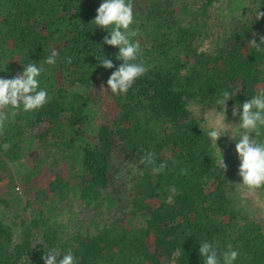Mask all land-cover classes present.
<instances>
[{
	"label": "trees",
	"instance_id": "1",
	"mask_svg": "<svg viewBox=\"0 0 264 264\" xmlns=\"http://www.w3.org/2000/svg\"><path fill=\"white\" fill-rule=\"evenodd\" d=\"M224 1L131 0L149 70L113 95L122 61L92 23L103 0H0V78L58 53L38 77L48 103L18 110L0 134V264H44L51 250L77 264H203L204 241L218 253L231 244L234 264H264V188L245 194L238 155L216 141L220 170L198 112L228 91L236 125L233 107L264 90V51L249 45L264 37V0L210 9ZM147 152L163 172L139 163Z\"/></svg>",
	"mask_w": 264,
	"mask_h": 264
},
{
	"label": "clouds",
	"instance_id": "2",
	"mask_svg": "<svg viewBox=\"0 0 264 264\" xmlns=\"http://www.w3.org/2000/svg\"><path fill=\"white\" fill-rule=\"evenodd\" d=\"M264 17V12L259 11L257 19ZM92 23L107 32L103 43L118 48L116 59L122 61L119 67L111 73L107 79V89L113 95L127 94L133 83L143 76L148 66L140 59L142 50L138 41L134 38L139 33V27L133 28L134 19L131 0H103L96 10V16ZM250 47L256 51H264V37H260V43L256 39L249 40ZM58 53L55 49L50 50V55L42 64L28 63L24 65L23 71L16 74L14 78H0V134L3 133L6 122L10 116L14 118L17 111H35L48 103L49 96L46 89L40 87L38 77L45 71L44 65H55ZM71 62V58H67ZM99 65L105 69H112L114 64L111 59L103 58ZM233 96L228 91L222 92L216 99L213 122L208 125L207 137L214 144L219 153L218 166L220 170H227L221 150L216 141L226 132L230 133V140L238 138L235 144V152L239 158L238 175L242 182L236 184L238 187L250 190L264 188V142L257 138L261 136L264 129V90H261L242 105L233 107L232 115H239V123L236 125L225 123L226 102ZM234 126V131H233ZM5 149L8 144L3 146ZM140 164L151 166L153 174H159L167 167L165 162L156 164L155 155L152 152L145 153L139 160ZM175 191V187L172 188ZM169 203L171 198H169ZM199 255L203 264H234L239 252L232 250L231 244L228 250L218 253L217 247L208 241L200 243ZM41 259L44 264H77L76 258L71 251L63 257L55 250L44 254Z\"/></svg>",
	"mask_w": 264,
	"mask_h": 264
},
{
	"label": "rangeland",
	"instance_id": "3",
	"mask_svg": "<svg viewBox=\"0 0 264 264\" xmlns=\"http://www.w3.org/2000/svg\"><path fill=\"white\" fill-rule=\"evenodd\" d=\"M226 1L225 0L224 2H215L213 4V6H211V10H214V11H217L218 9H220V6H225L226 5ZM230 17V16H229ZM238 18H244V16L242 15H239V14H236L235 16H233L231 19V21L233 22V24H239L238 22ZM198 112L200 113V115L204 118V121H205V124L206 126L208 127L209 124H211L213 122V118H214V112L212 111H208V110H198ZM104 116V115H103ZM226 124H229L227 121H225ZM231 134L226 132L223 136H221L217 141L219 143V148L222 149V151L224 152L225 154V157L226 159L228 160H231V161H235V141L233 140H230L229 139V136ZM37 149H41V148H37ZM242 187H240L241 189ZM16 189L20 192L22 191V187L18 184V187H16ZM249 189L247 190H244V193L245 194H249L250 191H248ZM84 215V212L83 214ZM87 215L90 216V212L88 211L87 212Z\"/></svg>",
	"mask_w": 264,
	"mask_h": 264
}]
</instances>
